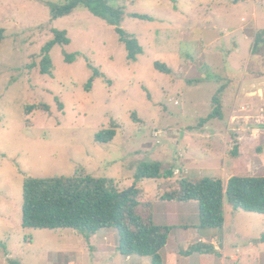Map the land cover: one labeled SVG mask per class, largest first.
<instances>
[{"label":"rangeland","instance_id":"obj_1","mask_svg":"<svg viewBox=\"0 0 264 264\" xmlns=\"http://www.w3.org/2000/svg\"><path fill=\"white\" fill-rule=\"evenodd\" d=\"M65 2L0 0V264H133L118 251L112 229L87 241L73 230L24 228L25 180L83 172L113 179L123 192L135 184L139 165L160 162L163 172L175 168L174 177L136 187L163 226L174 220L177 204L161 198L182 178L227 183L233 176H264V49L251 55L255 34L264 30V0L111 2L125 10L122 27L144 49L136 62L128 60L115 28L84 8L52 21V6ZM55 30L68 32L71 44L52 50L50 77L41 73V50ZM65 55L76 59L69 63ZM156 62L171 74L157 71ZM90 65L104 77L87 91ZM222 88V118L202 124ZM113 123L114 141L96 143V134ZM194 207L180 209L192 217L177 219L180 225L199 223ZM216 234L220 241L231 237L229 251L263 247L264 215L226 206Z\"/></svg>","mask_w":264,"mask_h":264},{"label":"trees","instance_id":"obj_2","mask_svg":"<svg viewBox=\"0 0 264 264\" xmlns=\"http://www.w3.org/2000/svg\"><path fill=\"white\" fill-rule=\"evenodd\" d=\"M119 0H66L61 6H52L51 19L72 15L77 9L84 8L90 13L115 28L120 43L125 46L127 58L136 62L144 54V49L137 39L122 25L126 17L123 8L110 6ZM131 18L154 21L153 17L131 14ZM54 38L41 50L40 70L42 75L53 77L51 52L56 46H68L71 40L68 32L55 30ZM5 40V30L0 29V48ZM264 49V30L254 36L252 56L261 55ZM67 62L73 63L75 55H65ZM91 66V65H90ZM157 71L169 75L172 70L160 62L155 63ZM93 76L85 89L92 88L96 78L104 75L91 66ZM218 91L213 100V112L202 124L222 118L221 94ZM31 106L27 112H32ZM45 111L49 107L43 106ZM62 108V105H60ZM117 136L115 123L109 129L96 134L95 142L108 144ZM232 155L238 157L235 147ZM160 162L142 163L135 175L133 190L121 192L115 180L93 177L83 172L73 176L53 178H27L23 189L22 225L26 229L73 230L83 235L87 241L101 230H114L118 236V251L126 257H149L153 264H162L161 253L165 251L168 240L175 229L155 224L152 204L142 202L144 192L136 187L142 180L171 179L175 168L163 172ZM163 202L195 203L198 208L200 229H223L225 207L235 211L264 215V176L231 177L227 183L219 178L202 177L194 180L182 178L177 186L162 196ZM208 253H213L210 247ZM13 264H17L12 261Z\"/></svg>","mask_w":264,"mask_h":264},{"label":"crops","instance_id":"obj_3","mask_svg":"<svg viewBox=\"0 0 264 264\" xmlns=\"http://www.w3.org/2000/svg\"><path fill=\"white\" fill-rule=\"evenodd\" d=\"M246 40H249L246 37ZM252 52V51H251ZM252 55V53H251ZM168 203L167 205L177 207V212L174 215V220H168L169 227H174L168 244L165 248V251L161 253L162 264H244L246 259H252L253 264H264V250H262L261 245L252 246L249 252L242 250L240 245L231 246L229 248V240L231 239L228 235L220 241L217 237V229H200L199 223H195L190 226L180 225L183 222H178L177 219L183 220L186 219L187 213L181 214L180 209L186 208L183 211H187V208L190 206H195L196 211L198 210L195 203ZM168 215V212L166 213ZM198 216V213L195 214ZM155 217V213H154ZM190 216L186 219L187 222L191 221ZM155 220V219H154ZM177 224H176V222ZM174 225V226H172ZM202 230H209V232H202ZM223 230V229H222ZM173 244V246H171ZM210 247L213 250V253H208L207 248ZM129 262L133 264H150L152 259L149 257L146 258H132L127 257ZM148 258V259H147ZM134 259V261H133ZM151 260V261H150ZM153 264V263H152Z\"/></svg>","mask_w":264,"mask_h":264},{"label":"water","instance_id":"obj_4","mask_svg":"<svg viewBox=\"0 0 264 264\" xmlns=\"http://www.w3.org/2000/svg\"><path fill=\"white\" fill-rule=\"evenodd\" d=\"M132 190H133V187H132V188H130V189L127 191V192H128V193H130Z\"/></svg>","mask_w":264,"mask_h":264}]
</instances>
